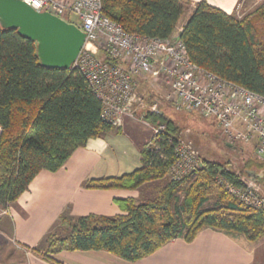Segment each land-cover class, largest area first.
I'll use <instances>...</instances> for the list:
<instances>
[{"label":"trees","instance_id":"16d2710c","mask_svg":"<svg viewBox=\"0 0 264 264\" xmlns=\"http://www.w3.org/2000/svg\"><path fill=\"white\" fill-rule=\"evenodd\" d=\"M188 5L187 0H101L102 15L126 33L161 40L174 35ZM178 40L199 68L264 97V0L242 19L198 2ZM101 111L76 69L42 68L34 43L0 27V209L16 202L40 172H58L76 150L116 128L101 119ZM160 114L147 109L142 115L150 126L166 127L157 153L145 149L134 172L87 180L81 187L131 191L163 180L174 161L168 141L181 139L178 127ZM261 168L264 163L249 161L245 181L256 176L251 169ZM220 181L242 183L223 165L203 160L180 179H169L154 198L116 200L120 215L74 218L66 209L41 246L28 251L50 264H61L53 256L75 251H105L138 262L172 240L191 243L202 229L257 243L264 238V211L245 206ZM211 200L212 207L204 208Z\"/></svg>","mask_w":264,"mask_h":264},{"label":"built area","instance_id":"2783aa9c","mask_svg":"<svg viewBox=\"0 0 264 264\" xmlns=\"http://www.w3.org/2000/svg\"><path fill=\"white\" fill-rule=\"evenodd\" d=\"M32 10L49 13L75 25L85 35V43L72 65L101 102V119L117 127L136 104V76H160L177 109L195 111L213 118L226 143L252 146L264 162V97L219 79L190 61L185 45L178 40L179 28L169 39H150L126 33L117 23L102 15L101 0H20ZM103 55L96 58L91 48ZM150 112L159 114L158 104ZM163 125L154 130L151 152L157 153L166 132ZM0 127V135H1ZM172 146L170 180H178L198 167L199 157L190 143L177 140ZM255 180L241 185L220 181L231 196L245 206L264 211V197ZM7 214L1 210L0 215Z\"/></svg>","mask_w":264,"mask_h":264},{"label":"crops","instance_id":"0c3cea01","mask_svg":"<svg viewBox=\"0 0 264 264\" xmlns=\"http://www.w3.org/2000/svg\"><path fill=\"white\" fill-rule=\"evenodd\" d=\"M187 1L186 19L179 28L198 2L205 1L228 15L237 16L243 0ZM135 106L123 117L119 127L76 150L58 172H40L18 200L3 210L7 214L0 215V236L11 238L22 249L25 264H50L28 249L41 246L66 209L74 218L89 215L114 217L122 213L115 204L116 200L140 202L151 199L165 185V181L160 180L131 191L86 190L81 187L84 181L120 177L141 167L140 152L151 137V127ZM53 259L61 264H264V238L250 243L243 235L202 229L191 243L172 240L138 262H126L105 251L61 252Z\"/></svg>","mask_w":264,"mask_h":264},{"label":"rangeland","instance_id":"374dc122","mask_svg":"<svg viewBox=\"0 0 264 264\" xmlns=\"http://www.w3.org/2000/svg\"><path fill=\"white\" fill-rule=\"evenodd\" d=\"M262 2L263 0H243L237 9L236 17L239 19L244 18L253 12ZM185 19L186 16L184 15L178 23L175 31L179 29ZM95 47L96 46H93L91 48L93 55L99 60H102L103 55L98 52ZM136 80L137 85L134 92L137 99L135 108L138 113L143 115V111L145 112V110L150 109L152 103H157L159 112L178 127L179 135L176 136V138L190 143L194 151H196L199 157V163L197 164L198 167L201 166L203 160L214 161L223 165L225 169L234 172L241 181L246 182V176L244 175L247 171L246 165L248 162L251 160L262 162V160L255 155L252 146L244 143H233L232 145L227 144L224 136L218 130L216 121L213 118L203 117L195 111L177 109L169 98V88L167 87L164 79H161L160 76H136ZM148 99H150L149 102ZM121 124L122 122L119 125ZM150 127L151 137L141 151L145 149L148 150L153 147L152 139L155 128L152 126ZM250 171L256 175L254 178L257 183H255L254 186L257 190L260 189L264 194V169H251ZM257 175L259 176L257 177ZM168 177L169 176L167 175L163 179L165 183L169 180ZM212 205L213 201L211 200L204 206V208H210ZM23 255L24 253L22 249L17 247L11 238L4 235L0 236L1 264H25L22 260Z\"/></svg>","mask_w":264,"mask_h":264},{"label":"water","instance_id":"95a60500","mask_svg":"<svg viewBox=\"0 0 264 264\" xmlns=\"http://www.w3.org/2000/svg\"><path fill=\"white\" fill-rule=\"evenodd\" d=\"M0 27L16 30L34 43L36 57L46 70H70L85 43L84 33L75 25L38 13L20 0H0Z\"/></svg>","mask_w":264,"mask_h":264}]
</instances>
